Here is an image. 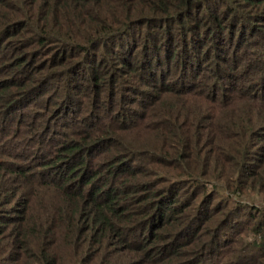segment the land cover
Here are the masks:
<instances>
[{
  "label": "trees",
  "instance_id": "1",
  "mask_svg": "<svg viewBox=\"0 0 264 264\" xmlns=\"http://www.w3.org/2000/svg\"><path fill=\"white\" fill-rule=\"evenodd\" d=\"M0 264H264V0H0Z\"/></svg>",
  "mask_w": 264,
  "mask_h": 264
},
{
  "label": "rangeland",
  "instance_id": "2",
  "mask_svg": "<svg viewBox=\"0 0 264 264\" xmlns=\"http://www.w3.org/2000/svg\"><path fill=\"white\" fill-rule=\"evenodd\" d=\"M126 105L128 106L129 104L126 103ZM126 109H127V108H124V110H126ZM124 110L120 109V112H122V113H126L127 116H128V120H129V121H133V120H134V119H133L134 114H132V113L130 112V110H126V111H124ZM103 111H104V109L102 108L101 116H104V115H105V113H104ZM136 121H137V120H136ZM136 121H135V122H136ZM107 124H109V122H107ZM148 124H149V123H146V125H148ZM139 131H143V130H142V125H141L140 127L136 128V129H131L130 132H128V134H131V135H132V133H139Z\"/></svg>",
  "mask_w": 264,
  "mask_h": 264
}]
</instances>
